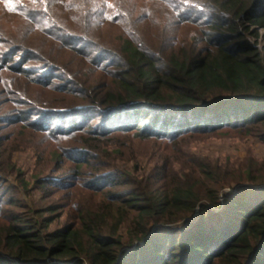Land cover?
Returning a JSON list of instances; mask_svg holds the SVG:
<instances>
[{"label": "trees", "instance_id": "16d2710c", "mask_svg": "<svg viewBox=\"0 0 264 264\" xmlns=\"http://www.w3.org/2000/svg\"><path fill=\"white\" fill-rule=\"evenodd\" d=\"M0 4L23 25L0 24V71L51 93L33 128L65 161L35 185L82 202L52 229L65 204L1 188L0 264H264V160L189 148L264 143V0Z\"/></svg>", "mask_w": 264, "mask_h": 264}, {"label": "rangeland", "instance_id": "374dc122", "mask_svg": "<svg viewBox=\"0 0 264 264\" xmlns=\"http://www.w3.org/2000/svg\"><path fill=\"white\" fill-rule=\"evenodd\" d=\"M3 12V5L0 4V17H2ZM3 22H5L9 32H15L23 28L22 22L11 15L3 20L0 19V24ZM40 38L41 35H37V41ZM50 46H52L51 43H48V49ZM50 94L46 89L27 80H17L12 73L0 71V189L13 190L17 198L23 199L33 207L50 202H58L60 205L65 204L60 208V211L62 210L61 217L51 225V228L54 229L61 222L63 224L70 219L72 214L70 212L74 210V202L77 201L76 203L79 205L82 202L78 201L81 198L75 194L73 189L68 201L63 191L46 198L43 190L35 185V178L39 173L42 174V177L47 176L65 162L64 158L58 159L59 157L54 158L52 155V152L59 147L60 142L48 138L33 128V123H38L36 118L42 114L43 110L37 106L38 104L34 103V100L39 98L46 100ZM20 110H28L29 113L34 114V117L22 119L23 116L20 115L22 114ZM18 118L22 120H17ZM55 119L56 117H53L50 120V125L53 124ZM189 148L191 151L200 152L211 158H220L224 161L235 162V164H247L250 158H253L254 162L264 160V143L258 138L250 136H208L195 141L189 145ZM154 160V158L142 159V167L149 170L154 165ZM132 165L131 162L129 166ZM68 174H70L69 170L63 168L53 177ZM23 179H25V182L22 181ZM240 186L257 188L259 184L245 181ZM51 198L53 199L50 200ZM64 210H66V213H63Z\"/></svg>", "mask_w": 264, "mask_h": 264}]
</instances>
